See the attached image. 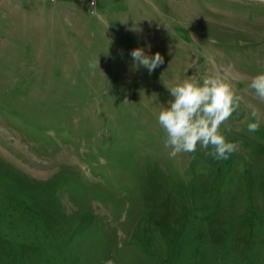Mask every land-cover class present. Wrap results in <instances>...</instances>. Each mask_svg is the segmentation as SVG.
Wrapping results in <instances>:
<instances>
[{
    "label": "rangeland",
    "instance_id": "rangeland-1",
    "mask_svg": "<svg viewBox=\"0 0 264 264\" xmlns=\"http://www.w3.org/2000/svg\"><path fill=\"white\" fill-rule=\"evenodd\" d=\"M253 25L264 0H0V264H264V52L212 40ZM213 74L237 150L169 157L166 84Z\"/></svg>",
    "mask_w": 264,
    "mask_h": 264
},
{
    "label": "clouds",
    "instance_id": "clouds-1",
    "mask_svg": "<svg viewBox=\"0 0 264 264\" xmlns=\"http://www.w3.org/2000/svg\"><path fill=\"white\" fill-rule=\"evenodd\" d=\"M92 4L95 8V0ZM131 56L133 68L145 67L149 74L164 62L159 51L151 53L150 44L132 49ZM166 86L171 98L156 119L166 132L164 143L171 149L169 157H176L181 152H195L199 146L215 159H228L237 146L226 138L221 125L239 107V97L229 79L213 74L202 81L186 79ZM248 87L256 97L264 100V71L252 77ZM250 116L247 129L256 132L261 126L258 110L253 108Z\"/></svg>",
    "mask_w": 264,
    "mask_h": 264
},
{
    "label": "crops",
    "instance_id": "crops-1",
    "mask_svg": "<svg viewBox=\"0 0 264 264\" xmlns=\"http://www.w3.org/2000/svg\"><path fill=\"white\" fill-rule=\"evenodd\" d=\"M117 3V2H116ZM234 28H236V24H234ZM244 28H248L244 30V34H238L231 32H227V34L220 35L219 33L215 34L212 37L213 41L218 40L219 38L226 39L229 43H239V44H246V43H254L255 46L259 47L260 52H264V25H259V27L254 26L250 29L248 26ZM250 32V33H248ZM263 47V50H262Z\"/></svg>",
    "mask_w": 264,
    "mask_h": 264
},
{
    "label": "built area",
    "instance_id": "built-area-1",
    "mask_svg": "<svg viewBox=\"0 0 264 264\" xmlns=\"http://www.w3.org/2000/svg\"><path fill=\"white\" fill-rule=\"evenodd\" d=\"M53 1H57V0H53ZM71 1H75L77 3L85 4L89 8V10L92 14H94L99 9L100 0H95V8H92L93 7L92 0H71ZM113 1L123 2L125 0H113Z\"/></svg>",
    "mask_w": 264,
    "mask_h": 264
}]
</instances>
